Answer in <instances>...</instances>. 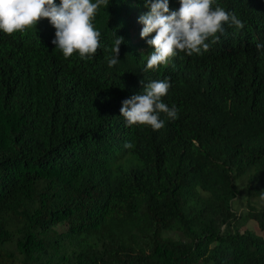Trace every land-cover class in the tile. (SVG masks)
Instances as JSON below:
<instances>
[{"label": "trees", "instance_id": "obj_1", "mask_svg": "<svg viewBox=\"0 0 264 264\" xmlns=\"http://www.w3.org/2000/svg\"><path fill=\"white\" fill-rule=\"evenodd\" d=\"M217 3L244 28L148 71L143 0L97 10L91 59L47 18L0 32V264H264V0ZM165 78L178 118L127 126L122 101Z\"/></svg>", "mask_w": 264, "mask_h": 264}, {"label": "clouds", "instance_id": "obj_2", "mask_svg": "<svg viewBox=\"0 0 264 264\" xmlns=\"http://www.w3.org/2000/svg\"><path fill=\"white\" fill-rule=\"evenodd\" d=\"M109 0H0V32L12 34L36 25L42 18L55 29L52 43L65 58L76 53L81 59H91L101 43V32L94 29L97 10ZM180 7L170 10V0H143L148 9L140 18V36L153 48L146 57L145 71L168 65L181 52L187 56L201 55L211 43L219 40L228 28L243 29L244 23L234 13L225 11L217 0H178ZM155 33L150 39V34ZM109 68L119 63L120 46L124 38L114 32ZM257 53L264 56V43L256 44ZM143 91L122 101L121 116L127 126L147 125L152 130L164 126L161 114L169 120L178 118L176 105L163 102L171 84L167 78L143 82ZM125 147H132L126 144Z\"/></svg>", "mask_w": 264, "mask_h": 264}, {"label": "rangeland", "instance_id": "obj_3", "mask_svg": "<svg viewBox=\"0 0 264 264\" xmlns=\"http://www.w3.org/2000/svg\"><path fill=\"white\" fill-rule=\"evenodd\" d=\"M261 205H264V199H263V200H262V199L259 200L258 206H261ZM235 209H236L238 212H240V213L244 212V211L246 210V203H245V200H243L242 204H241L240 202H238V201L235 202ZM246 226H248V227H250V228H254L255 230H258L257 227L254 226V225L252 224V222H248V223L246 224ZM169 234L172 235V233H169Z\"/></svg>", "mask_w": 264, "mask_h": 264}]
</instances>
